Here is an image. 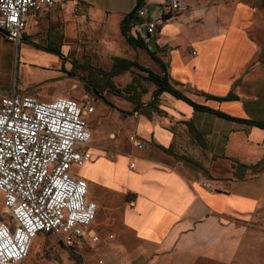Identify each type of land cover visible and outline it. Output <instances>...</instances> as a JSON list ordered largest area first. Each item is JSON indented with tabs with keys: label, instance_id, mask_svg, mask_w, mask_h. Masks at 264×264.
Listing matches in <instances>:
<instances>
[{
	"label": "crops",
	"instance_id": "0c3cea01",
	"mask_svg": "<svg viewBox=\"0 0 264 264\" xmlns=\"http://www.w3.org/2000/svg\"><path fill=\"white\" fill-rule=\"evenodd\" d=\"M180 1L185 9L176 13L169 12L170 0L144 1L145 17L137 16L129 34L146 49H136L155 63V74L163 63L171 83L194 102L238 120L264 123L262 0ZM136 5L137 0H70L30 14L19 42L0 32V97H35L27 94L29 89H18L16 79L10 85L22 44L27 46L22 49L26 57L55 66L71 52L81 51L93 34H114ZM152 19L161 23L154 35H148L145 23ZM84 90L88 92L86 85ZM86 96L70 98L80 101ZM207 96L233 98L220 101ZM109 107L100 103L87 116L92 160L72 170L76 178L88 182L87 201L97 205V225L108 228L118 215L139 244L233 262L244 230L231 220L251 218L263 209L264 170L256 175L248 171L247 178L239 181L232 177L231 159L259 161L264 156V130L195 111L167 93L160 96L162 114L153 113L151 118L138 110L122 118ZM93 122L97 127L90 128ZM184 122L205 134L206 150L190 139ZM132 135L146 147H134L128 141ZM171 146L175 156H191L205 169L163 150ZM220 168L226 178L216 177ZM93 225L92 234L97 235ZM84 242L96 243L85 237L75 244Z\"/></svg>",
	"mask_w": 264,
	"mask_h": 264
},
{
	"label": "built area",
	"instance_id": "2783aa9c",
	"mask_svg": "<svg viewBox=\"0 0 264 264\" xmlns=\"http://www.w3.org/2000/svg\"><path fill=\"white\" fill-rule=\"evenodd\" d=\"M69 1L0 0V32L19 42L30 14ZM168 9L176 13L185 6L170 0ZM145 14V6L140 7L137 16ZM160 23L149 20L146 33L154 35ZM190 53L196 54L193 49ZM94 111L89 96L46 102L18 94L0 97V193L9 217V222L0 223V264L23 263L42 235L54 236L70 248L85 237L99 241L92 234L98 209L87 201L88 182L72 174L92 160L86 119ZM128 141L139 150L146 147L136 135Z\"/></svg>",
	"mask_w": 264,
	"mask_h": 264
},
{
	"label": "rangeland",
	"instance_id": "374dc122",
	"mask_svg": "<svg viewBox=\"0 0 264 264\" xmlns=\"http://www.w3.org/2000/svg\"><path fill=\"white\" fill-rule=\"evenodd\" d=\"M262 3L264 4V0ZM114 31V34L110 31L105 34L101 32L93 34L92 41L83 42L81 51L71 52L61 63L51 67L47 66L45 60L42 62L31 56L26 57L22 49L23 47L27 49V46L22 44L21 52H19L20 59L13 68L10 85L16 79L18 89L22 87L29 89L27 94L41 101H46L41 98L46 96L58 99L78 98L88 94L95 102V107L105 103L104 100H106L111 112L118 111L122 118L134 115V104L121 96H116L105 89L99 94L100 96L93 97L84 90L87 73L81 69V66L89 64L93 68L98 67L109 71L113 57L137 60L139 64L157 73L155 63L146 53L128 46L119 26ZM8 76L9 73L3 79H8ZM140 76L146 77V74L134 70L115 77L113 81L117 88L123 89L134 77L140 80ZM140 81L147 88V93L141 99L144 105L151 99L155 86L146 84L143 80ZM96 124L91 123L90 128L97 127ZM101 132L105 135L103 128ZM216 177L226 178L221 168ZM3 198L0 193V223H7L9 217L4 211ZM96 217H100L99 211ZM96 217L93 229L99 237L98 242H84L70 248L54 236L42 235L33 242L27 259L20 264H264V207L251 218H232L231 222L234 225L243 228L244 236L235 259L229 263L139 244L132 236L133 233L122 226L120 216L116 215L113 225L105 229L97 225Z\"/></svg>",
	"mask_w": 264,
	"mask_h": 264
},
{
	"label": "trees",
	"instance_id": "16d2710c",
	"mask_svg": "<svg viewBox=\"0 0 264 264\" xmlns=\"http://www.w3.org/2000/svg\"><path fill=\"white\" fill-rule=\"evenodd\" d=\"M144 1L145 0H137V5L135 6L133 12L130 14L131 18L127 16V18L123 19L120 24L121 33L124 36L125 42L129 46L134 48L139 46L142 49H146L145 45L140 42L139 39L134 38L129 34L130 28L135 26L137 23V11L140 7L142 8L143 6H145ZM159 64L161 66V72L159 74H155L154 71H151L150 69L140 65L137 60L124 59L123 57H114L112 59V65L109 71L98 67L93 68L89 64H84L83 66H81V69L87 73L86 89L90 93V95H92L93 97H98L100 96L99 94L106 89L110 93L116 96H121L125 100L133 103L135 110H138L140 114L145 115L149 118L152 117L153 113L158 115L162 114V111L159 110L160 96L164 93H167L175 99L187 102V104H189L195 111L214 113L220 118L235 120L236 122H243L253 127H258L264 130V123L238 120L220 113L219 111L210 110L204 107L202 104L194 102L193 100L188 98L183 91H181L179 88H176L171 83L169 77L166 75V66L161 62ZM134 70H139V72L146 74V77L140 76V80L145 81L146 84H152L155 86L152 92V97L147 102L146 106H143V102L141 101V99L147 93V88L143 86L144 84H142L137 77H134L130 83L123 87V89L117 88L115 82L113 81L115 77L122 74L124 75L128 72H133ZM232 98V96H228L223 99L210 96L206 97V99H218L220 101H227L231 100ZM104 101L106 102V100ZM184 123L186 124L190 139L194 140L196 144L202 148V150H206L205 134L198 131L191 122ZM163 150H165L169 155H176L172 146L167 149L164 148ZM175 157L185 160L186 162L202 170L205 169L201 161H198L191 156L182 154ZM231 161L233 168L232 177L239 181L245 180L247 178L248 171L251 173V175H256L264 170V156L254 164L243 163L241 161L235 160L234 158H232Z\"/></svg>",
	"mask_w": 264,
	"mask_h": 264
},
{
	"label": "water",
	"instance_id": "95a60500",
	"mask_svg": "<svg viewBox=\"0 0 264 264\" xmlns=\"http://www.w3.org/2000/svg\"><path fill=\"white\" fill-rule=\"evenodd\" d=\"M1 33H3V32H1ZM4 34V36H6L7 34L6 33H3Z\"/></svg>",
	"mask_w": 264,
	"mask_h": 264
}]
</instances>
